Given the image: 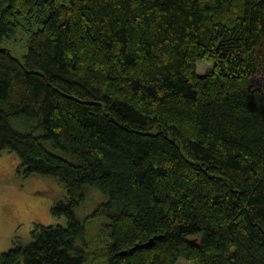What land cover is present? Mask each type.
Returning <instances> with one entry per match:
<instances>
[{
    "label": "trees",
    "instance_id": "16d2710c",
    "mask_svg": "<svg viewBox=\"0 0 264 264\" xmlns=\"http://www.w3.org/2000/svg\"><path fill=\"white\" fill-rule=\"evenodd\" d=\"M5 150L65 222L0 264H264V0H0Z\"/></svg>",
    "mask_w": 264,
    "mask_h": 264
},
{
    "label": "rangeland",
    "instance_id": "374dc122",
    "mask_svg": "<svg viewBox=\"0 0 264 264\" xmlns=\"http://www.w3.org/2000/svg\"><path fill=\"white\" fill-rule=\"evenodd\" d=\"M24 50L26 48L23 46L20 52H14L21 57ZM197 62L199 74L210 68L211 64L205 59ZM11 125H14L13 120ZM17 163L15 153L8 150L0 153V252L12 247L15 239H19L24 245L29 244L32 241L30 231L34 222L43 224L65 222L64 216L55 217L50 213V204L66 194L64 185L53 177L42 175H29L20 179L15 169ZM91 189L97 193V197L91 201L86 200L76 209V214L80 218H83L93 208L95 202L100 201L99 198L105 195L96 188ZM174 264L193 263L185 257H180Z\"/></svg>",
    "mask_w": 264,
    "mask_h": 264
},
{
    "label": "water",
    "instance_id": "95a60500",
    "mask_svg": "<svg viewBox=\"0 0 264 264\" xmlns=\"http://www.w3.org/2000/svg\"><path fill=\"white\" fill-rule=\"evenodd\" d=\"M153 237H151L147 242H144V243H141L139 244L138 246H136L135 248L139 247V246H146V247H149L152 243H153ZM122 254L125 253V251H122L121 252Z\"/></svg>",
    "mask_w": 264,
    "mask_h": 264
}]
</instances>
